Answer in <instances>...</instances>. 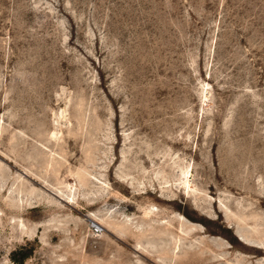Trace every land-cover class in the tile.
Masks as SVG:
<instances>
[{"label": "rangeland", "instance_id": "obj_1", "mask_svg": "<svg viewBox=\"0 0 264 264\" xmlns=\"http://www.w3.org/2000/svg\"><path fill=\"white\" fill-rule=\"evenodd\" d=\"M0 264H264V0H0Z\"/></svg>", "mask_w": 264, "mask_h": 264}, {"label": "built area", "instance_id": "obj_2", "mask_svg": "<svg viewBox=\"0 0 264 264\" xmlns=\"http://www.w3.org/2000/svg\"><path fill=\"white\" fill-rule=\"evenodd\" d=\"M92 227L96 232H100L102 230L101 227L96 223H92Z\"/></svg>", "mask_w": 264, "mask_h": 264}]
</instances>
